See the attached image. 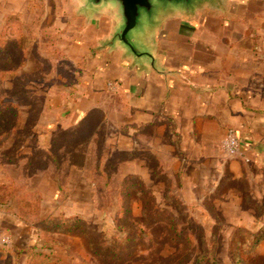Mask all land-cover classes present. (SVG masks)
I'll return each mask as SVG.
<instances>
[{"label":"rangeland","instance_id":"rangeland-1","mask_svg":"<svg viewBox=\"0 0 264 264\" xmlns=\"http://www.w3.org/2000/svg\"><path fill=\"white\" fill-rule=\"evenodd\" d=\"M79 6L0 0V264H264V238L249 248L264 199L227 173L187 177L175 129L143 120L105 73L124 56L103 10ZM72 216L77 228L54 225Z\"/></svg>","mask_w":264,"mask_h":264},{"label":"crops","instance_id":"crops-1","mask_svg":"<svg viewBox=\"0 0 264 264\" xmlns=\"http://www.w3.org/2000/svg\"><path fill=\"white\" fill-rule=\"evenodd\" d=\"M215 2L203 5L194 14L173 12L171 15L178 17L169 20L165 19L167 14L145 35L155 68L135 61L119 45L115 47L124 58L107 59L103 67L134 101L130 106L143 120L157 114L158 122H167L175 129L188 178L218 185L227 173L249 186L250 202H261L264 0ZM101 12L105 28L102 35L110 39L116 21L110 10ZM228 129L235 131L242 159L228 160L223 154L222 142ZM244 215L243 224L247 216L254 220L250 214Z\"/></svg>","mask_w":264,"mask_h":264},{"label":"water","instance_id":"water-1","mask_svg":"<svg viewBox=\"0 0 264 264\" xmlns=\"http://www.w3.org/2000/svg\"><path fill=\"white\" fill-rule=\"evenodd\" d=\"M80 9L87 12L110 10L116 21L109 46L119 45L139 63L155 68L152 53L136 45L134 36L145 37L148 31L158 27L161 18L169 13L194 14L212 0H79Z\"/></svg>","mask_w":264,"mask_h":264},{"label":"trees","instance_id":"trees-1","mask_svg":"<svg viewBox=\"0 0 264 264\" xmlns=\"http://www.w3.org/2000/svg\"><path fill=\"white\" fill-rule=\"evenodd\" d=\"M8 108H11V110H13V106L11 104H7L6 105ZM5 110V107L3 106V104H0V120H2V116H3V112ZM82 219L80 217L77 216H72V217H68V218H61L59 219L56 223H54V225L56 227H62V228H66L67 231H71L72 228H77V226L79 224H81ZM65 230V229H63ZM254 237V241L252 242V244L249 245L250 250H252L253 248H255L258 243L264 238V227L261 228L259 231H257L256 233L252 234ZM36 258L42 259V257H44L43 255L40 254H35ZM236 264H239L240 261L236 258L235 260Z\"/></svg>","mask_w":264,"mask_h":264},{"label":"built area","instance_id":"built-area-1","mask_svg":"<svg viewBox=\"0 0 264 264\" xmlns=\"http://www.w3.org/2000/svg\"><path fill=\"white\" fill-rule=\"evenodd\" d=\"M112 87V85H109ZM225 153L229 157H238L240 155V145L233 129H228L223 142Z\"/></svg>","mask_w":264,"mask_h":264}]
</instances>
